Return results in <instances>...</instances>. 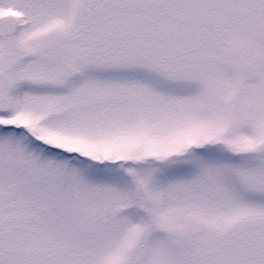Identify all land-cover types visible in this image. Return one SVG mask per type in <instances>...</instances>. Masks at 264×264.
Here are the masks:
<instances>
[{"label":"snow or ice","instance_id":"snow-or-ice-1","mask_svg":"<svg viewBox=\"0 0 264 264\" xmlns=\"http://www.w3.org/2000/svg\"><path fill=\"white\" fill-rule=\"evenodd\" d=\"M0 264H264V0H0Z\"/></svg>","mask_w":264,"mask_h":264}]
</instances>
